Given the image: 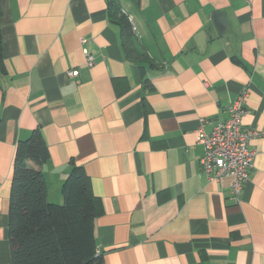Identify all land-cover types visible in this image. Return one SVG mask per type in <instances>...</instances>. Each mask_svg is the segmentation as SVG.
I'll use <instances>...</instances> for the list:
<instances>
[{
	"label": "crops",
	"instance_id": "obj_1",
	"mask_svg": "<svg viewBox=\"0 0 264 264\" xmlns=\"http://www.w3.org/2000/svg\"><path fill=\"white\" fill-rule=\"evenodd\" d=\"M117 1L129 55L107 0H0V264L16 146L35 129L49 156L27 164L49 203L73 166L88 177L99 264H264V0ZM245 88L242 125L259 135L235 201L231 177L202 172L196 137Z\"/></svg>",
	"mask_w": 264,
	"mask_h": 264
},
{
	"label": "trees",
	"instance_id": "obj_2",
	"mask_svg": "<svg viewBox=\"0 0 264 264\" xmlns=\"http://www.w3.org/2000/svg\"><path fill=\"white\" fill-rule=\"evenodd\" d=\"M107 6L110 20L120 27L122 45L129 55L133 48L128 19L117 0H107ZM48 156L38 129L17 143L8 208L10 264H99L101 254L95 255L93 232L97 209L88 177L82 167L73 166L63 182L62 204L49 203L42 172L27 164L30 160L40 165Z\"/></svg>",
	"mask_w": 264,
	"mask_h": 264
},
{
	"label": "built area",
	"instance_id": "obj_3",
	"mask_svg": "<svg viewBox=\"0 0 264 264\" xmlns=\"http://www.w3.org/2000/svg\"><path fill=\"white\" fill-rule=\"evenodd\" d=\"M131 22V17H128ZM81 45L85 39H80ZM85 64L93 65V56L82 47ZM70 77L78 75V70L68 71ZM248 89H242L236 98L228 105V117L224 121L216 122L210 131L204 128L205 119H199L197 128V144L202 146L203 153L199 163L208 181L219 182L223 177H231L230 197L237 201L238 195L253 169L254 150L250 147L252 138L259 135L257 130L245 128L242 116L248 112L245 102ZM100 248L96 245L95 255H100Z\"/></svg>",
	"mask_w": 264,
	"mask_h": 264
},
{
	"label": "water",
	"instance_id": "obj_4",
	"mask_svg": "<svg viewBox=\"0 0 264 264\" xmlns=\"http://www.w3.org/2000/svg\"><path fill=\"white\" fill-rule=\"evenodd\" d=\"M220 16H222V14H220L219 12H214L212 14V20H213V23H214V26L216 28V31L218 34H223L225 33V28L223 26L222 23H220Z\"/></svg>",
	"mask_w": 264,
	"mask_h": 264
}]
</instances>
